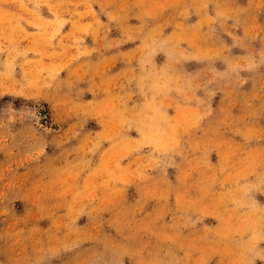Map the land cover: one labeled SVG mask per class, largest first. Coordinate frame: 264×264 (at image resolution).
<instances>
[{
	"label": "rangeland",
	"instance_id": "374dc122",
	"mask_svg": "<svg viewBox=\"0 0 264 264\" xmlns=\"http://www.w3.org/2000/svg\"><path fill=\"white\" fill-rule=\"evenodd\" d=\"M0 264H264V0H0Z\"/></svg>",
	"mask_w": 264,
	"mask_h": 264
}]
</instances>
